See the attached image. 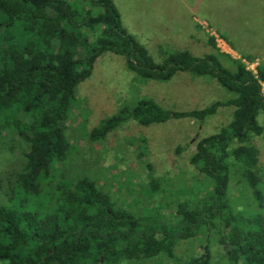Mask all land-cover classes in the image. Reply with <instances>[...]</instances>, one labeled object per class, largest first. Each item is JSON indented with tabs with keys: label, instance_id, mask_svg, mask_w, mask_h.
<instances>
[{
	"label": "trees",
	"instance_id": "1",
	"mask_svg": "<svg viewBox=\"0 0 264 264\" xmlns=\"http://www.w3.org/2000/svg\"><path fill=\"white\" fill-rule=\"evenodd\" d=\"M88 6L78 9L65 0H0V136L11 131L28 146L21 172L5 193L8 204L0 205V264H118L120 257L143 261L161 255L173 259L179 241L202 231L200 255L184 264H209L214 233L230 264H264V230L240 224L226 199L230 159L241 166L242 178L261 198L258 150L250 142L264 135V123L258 121L264 117V67L258 65L252 72L244 58L220 53L212 37L208 43L216 54L164 52L162 62L155 63L122 26L111 0H92ZM106 52L122 57L139 82H167L183 72L214 79L233 95L186 112L144 98L121 107L89 133L90 141L98 142L129 120L142 126L187 117L203 122L219 108L233 107L229 123L197 141L189 159L212 181L211 192L192 206L179 203L175 215L180 220L172 228L115 209L86 178L57 197L41 192L40 182L53 176L70 151L62 123L74 92ZM219 56L228 58L232 67H225ZM20 113L30 121L20 120ZM31 200L37 205L27 209Z\"/></svg>",
	"mask_w": 264,
	"mask_h": 264
},
{
	"label": "rangeland",
	"instance_id": "2",
	"mask_svg": "<svg viewBox=\"0 0 264 264\" xmlns=\"http://www.w3.org/2000/svg\"><path fill=\"white\" fill-rule=\"evenodd\" d=\"M65 1L86 9L92 0ZM111 1L121 16L122 26L147 49L155 63L162 62L164 52L187 51L203 57L216 54V49L220 53L229 49L234 53L227 54L235 59L244 58L242 61L252 72L256 73L258 65L264 67V0ZM211 37L216 49L208 43ZM248 56L256 59L255 62H247ZM219 59L225 67H232L228 58L219 56ZM74 93L73 105L62 123L70 151L55 166L53 176L40 182L41 192L57 197L74 181L86 178L115 209L167 228L179 223L175 215L179 203L192 206L211 192L212 181L191 166L189 159L197 141L229 123L233 107L219 108L203 122L187 117L142 126L129 120L98 142L90 141L89 133L121 107H131L144 98L178 112L201 110L232 98L214 79L177 72L167 82H139L127 70L122 57L106 52L97 59L91 76ZM19 119L30 121L24 113L19 114ZM258 121L263 124L264 117L259 116ZM250 143L258 150L261 178L257 189L261 198L255 197L242 178L241 166L230 159L226 199L240 224L247 229L264 230V135ZM26 149L28 146L16 134L2 131L0 205L8 204L5 193L21 172ZM36 205L37 201L31 200L26 208ZM202 235L203 231L197 237L179 241L173 259L164 255L143 261L120 257L118 264H184L200 255ZM209 251V264H230L215 233Z\"/></svg>",
	"mask_w": 264,
	"mask_h": 264
},
{
	"label": "crops",
	"instance_id": "3",
	"mask_svg": "<svg viewBox=\"0 0 264 264\" xmlns=\"http://www.w3.org/2000/svg\"><path fill=\"white\" fill-rule=\"evenodd\" d=\"M230 51H231V50L228 49V51H226V53H230ZM231 52H232V51H231ZM232 53H234V52H232ZM263 86H264V84H263Z\"/></svg>",
	"mask_w": 264,
	"mask_h": 264
},
{
	"label": "built area",
	"instance_id": "4",
	"mask_svg": "<svg viewBox=\"0 0 264 264\" xmlns=\"http://www.w3.org/2000/svg\"><path fill=\"white\" fill-rule=\"evenodd\" d=\"M263 86V85H262ZM262 91H263V93H264V86H263V88H262Z\"/></svg>",
	"mask_w": 264,
	"mask_h": 264
}]
</instances>
